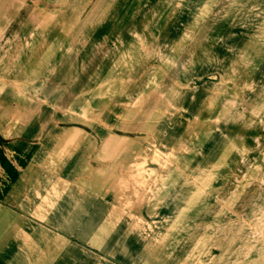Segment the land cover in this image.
<instances>
[{
	"label": "crops",
	"instance_id": "0c3cea01",
	"mask_svg": "<svg viewBox=\"0 0 264 264\" xmlns=\"http://www.w3.org/2000/svg\"><path fill=\"white\" fill-rule=\"evenodd\" d=\"M40 3L0 0V45L18 46L0 76L20 81L0 88V264H188L151 243L180 197L154 211L140 193L168 147L149 55L122 37L130 23L95 19L104 7L73 23ZM217 29L238 39L245 25Z\"/></svg>",
	"mask_w": 264,
	"mask_h": 264
},
{
	"label": "rangeland",
	"instance_id": "374dc122",
	"mask_svg": "<svg viewBox=\"0 0 264 264\" xmlns=\"http://www.w3.org/2000/svg\"><path fill=\"white\" fill-rule=\"evenodd\" d=\"M39 1L42 11L43 2L73 11V23L104 7L95 19L109 10L130 23L122 37L136 38L149 55L168 147L162 158L153 154L164 172L140 193L154 211L160 200L180 197L179 207L153 223L152 245L183 249L163 257L188 264H264V0ZM226 20L244 23L233 32L238 39L215 30ZM17 47L7 49L4 40L0 59ZM11 83L20 81L0 76V88ZM158 137L153 152L161 149Z\"/></svg>",
	"mask_w": 264,
	"mask_h": 264
}]
</instances>
